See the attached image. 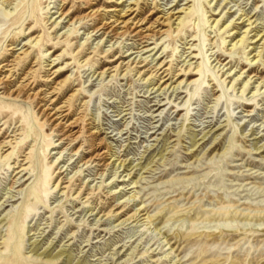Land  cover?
<instances>
[{"label": "rangeland", "instance_id": "1", "mask_svg": "<svg viewBox=\"0 0 264 264\" xmlns=\"http://www.w3.org/2000/svg\"><path fill=\"white\" fill-rule=\"evenodd\" d=\"M95 10L182 24L139 54L79 20ZM6 62L11 89L31 72L70 98L79 135L0 85V264H264V0H0ZM107 145L113 163L84 164Z\"/></svg>", "mask_w": 264, "mask_h": 264}, {"label": "bare ground", "instance_id": "2", "mask_svg": "<svg viewBox=\"0 0 264 264\" xmlns=\"http://www.w3.org/2000/svg\"><path fill=\"white\" fill-rule=\"evenodd\" d=\"M11 1H13V0H3V2H7V3H11ZM111 1H113V0H111ZM186 9H187V7L185 8V10ZM109 11H111V10H105L104 13H100V11H97V10L89 11L87 14H85L79 20H82V19L88 18V17L91 18V17H93L94 14H97L98 19H99V24H97L94 27L93 31H95L97 33V32L102 30L101 33H104V34L110 36V38H115V39L121 38L124 36L136 37V38H138V43L137 42H133V43H135L134 48L139 50V54H141L140 52H143V51H144L143 54L153 51L156 48V46L150 48V44L154 43V42H148V41L153 40V39H155V40L159 39V37H161L162 35H165V34L169 35V34H171L172 31L178 30L182 24V22L179 18V15L177 17H175L174 20L172 21V17L174 16V14H172L171 12H169L167 15V18L163 19L161 22L157 21L156 26H153V25L144 26V24H142V22L139 24V22H140L139 20L133 21V20H129V19L125 20V21L118 22V23H117V20H114L113 22H108V21H105V17H108L107 13ZM176 13H179V12H176ZM60 15L62 16L63 13L60 12ZM58 17H60V16H58ZM175 20H177V23H176V26L172 30V26H173L172 24L174 23ZM252 23L253 22H251L249 25H251ZM244 39H245L244 35L241 36L240 38H238L233 43L234 47H236L238 43L242 44L244 42ZM259 39H261V37ZM8 49H13V47H9ZM24 52H25V50L21 51L20 53H24ZM154 54L155 53H153L152 57L150 58L151 61L155 60V58H153ZM128 56H130V54ZM147 58L148 57L143 58V61L147 60ZM139 59H141V58H139ZM133 62H134V60H133ZM122 63L123 62L121 61L118 65L114 66V70L116 69V67H118V68L122 67L123 66ZM155 64H157V62ZM158 65H159V68L157 70H155L153 77H155L157 75V73L159 72V70L163 67V65L161 66L160 63ZM13 69H14V66H12L11 64H9L7 62L0 64V85H3V87L5 88L6 97H9V98L12 97V99H15V100H17L19 98H23L24 100H27L30 98L36 99L37 100L36 105L38 106V114L40 115V118L42 119V123L49 124L52 127V129H54L58 133L57 135L59 136L60 143L61 142H68V144L75 143L79 134H78V131H74V128L77 125L79 118L75 117L73 119H70V115L72 114V109H71L72 106L69 104L70 98L63 101V103H61L60 105L55 106V98H51V96H50L51 99L50 98L46 99L48 94L53 95L55 88H53L49 92L46 90H39V89L34 91V89L31 87L32 84L34 83V80L31 78V76H29V74L31 72H27L23 76L21 81L19 83H17L11 89V87H12L11 82L14 80L12 78L13 77ZM183 71H184L183 74L179 73V74L173 75V76L179 75L177 78H175V80H177L182 75H188V76L190 75L191 76V75L195 74V72H190V70L187 72H186V70H183ZM165 72H166V69L160 72V74H164L163 76L158 75V79H160L161 84H163L166 81H169L171 79V76L167 77V73H165ZM175 80L173 82H175ZM182 82H183V80L178 81V83L176 85L172 86V90H176L177 87H179V85ZM58 84H61V82ZM171 84L167 85V83H166L165 85H163L164 87H162V88L159 85L158 87H156L155 91L167 90ZM184 86H185V84H184ZM153 89H154V87L151 88V90H153ZM72 96H73V94H72ZM45 101H50L49 105L45 104ZM57 102H58V100H57ZM86 132H87V136H88L89 151H94L96 149L95 145H94V141H95V137L97 135V131L95 129H91V127H88L86 129ZM109 159H110V147L107 145L101 153H98V154L95 153V155L90 156L84 162V164L97 160L98 162H101L99 165L108 166L111 163H113V162L109 161ZM24 169L25 168H21L20 171H22ZM118 213H121V212L120 211L116 212V214H118ZM134 216H135V214L128 215V217L126 219H130ZM49 261H51V260H49ZM81 264H85V263L82 262Z\"/></svg>", "mask_w": 264, "mask_h": 264}]
</instances>
